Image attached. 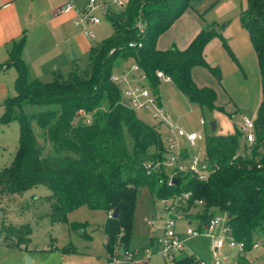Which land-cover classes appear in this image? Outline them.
Instances as JSON below:
<instances>
[{"label":"trees","instance_id":"1","mask_svg":"<svg viewBox=\"0 0 264 264\" xmlns=\"http://www.w3.org/2000/svg\"><path fill=\"white\" fill-rule=\"evenodd\" d=\"M192 1L127 0L117 10L108 7L104 16L113 27L110 35L90 48L84 67L74 61L66 74L57 70L49 81L28 78L22 58L25 35L11 43L8 60L1 67L16 70L15 93L4 100L0 121L16 120L19 137L10 166L0 169V199L44 185L49 194L42 200V215L47 214L52 222H65L67 213L82 205L106 210L110 216L104 224L105 248L112 256L117 243L129 244L138 188L147 186L157 198L190 191L187 207L196 209L199 229L217 209L226 217L234 238L243 241L247 251L254 247L255 237L264 233V0H246L239 13L261 80L255 141L247 144L240 128L228 134H207L206 179L185 176L168 184L164 172L147 173L145 162L163 157L161 134L123 104L111 80L116 68L132 58L145 71L154 92L158 93L159 84L155 71L162 70L202 110L224 111L215 104L216 91L198 86L191 75V68L200 66L220 77L219 68L209 65L203 54L213 38H220L234 59L214 26L201 29L184 49L156 48L158 37ZM139 20L144 22L142 33L136 28ZM130 41L142 46L128 47ZM34 105L45 108L26 110ZM197 199L201 205L194 203ZM116 207L117 216L112 217ZM30 233L24 224L0 227L4 243L14 248L27 246ZM173 262L198 264V258L182 253Z\"/></svg>","mask_w":264,"mask_h":264},{"label":"rangeland","instance_id":"2","mask_svg":"<svg viewBox=\"0 0 264 264\" xmlns=\"http://www.w3.org/2000/svg\"><path fill=\"white\" fill-rule=\"evenodd\" d=\"M54 1L59 2L60 0ZM246 3V0H216L204 16L211 23L208 26H214L226 41V31L227 33H233L231 37L235 40V44L241 45V41L234 35L233 24L238 22L240 10L246 6ZM113 5V9L117 10L116 2ZM98 15L101 18L100 24L87 25V28L92 30L96 36L93 40L94 43L107 37L113 29L111 22L101 12H98ZM227 25L229 26L228 30H226ZM247 46H249L248 43ZM222 47L221 50L223 49ZM240 49L244 54L246 53L242 46ZM88 52L79 54L78 58L75 59L79 66L84 67L86 65ZM230 61V66L234 69V64ZM127 62L130 63L131 59ZM244 62L247 64L250 62L249 56L244 57ZM216 66H218L222 75H228L226 69L223 71L221 66ZM68 69L66 67L62 68V72L66 74ZM240 75L241 80H243L244 76ZM48 79L51 80L52 78H44V81H49ZM228 79L231 80V89L234 97H243L246 94V84L238 82L237 78H234L232 74L228 75ZM157 91L168 120L186 132H197L202 129L204 134L207 135L210 133L209 122L215 120L217 124L216 133H233L240 128L243 117L254 120L256 116L257 107L248 108L245 104L239 106L237 110L228 113L231 108V95L227 93L220 92L216 100V105L222 107L224 111H208L206 109L202 110L197 103L189 101L172 80L168 82L160 81ZM11 94H14L13 88L11 89ZM258 101L260 102V96ZM43 108L45 107L34 105L27 106L26 110L36 111ZM2 109L3 107L1 108L0 106V116ZM134 112L136 117L144 124L149 127H155L156 121L148 113L140 110H134ZM83 116L84 114L81 113V119L84 118ZM202 117L206 122L204 127L200 124ZM166 136V132L162 130L161 139L167 150V155H176V149H169ZM18 137L19 124L16 120L7 123L0 121V169L10 166L18 147ZM197 145L201 151L200 158L203 160L205 158V142H198ZM181 147L183 148V146ZM48 194L49 189L46 186L38 185L20 193L12 194L6 199H0V227L3 224L27 225L31 230L29 247L32 251L51 256L48 252H52L55 247L60 253L64 251L63 249H66L67 251H64V260L66 263L69 262V264H129L125 262L126 253L133 255L134 264H174L173 261L164 260L158 254V246L152 241L154 238H159L162 233V222L159 219V214L163 210V205L160 199L155 197L147 186L140 187L137 190L129 244L117 243L112 256L106 251L104 246V224L108 218L106 210L90 209L86 205H82L68 212L65 222H52L47 214L42 215L44 211L41 203ZM178 210L181 215L190 218H193L196 213L195 208L186 207L185 203L181 204ZM213 214L224 215L217 209L213 211ZM197 224L196 219H192L189 222L184 219L178 220L179 229L184 228L186 225L196 227ZM255 241L257 244L244 255L237 256L235 250L225 246L219 251V256L221 259H227L224 264H233L236 261L237 263L239 262L238 264H249L252 261H256L257 264H264V233L260 234V237H255ZM211 242L212 239L206 234L191 237L186 242L185 252L188 254L192 253L206 263L211 264L213 262V254L210 249ZM2 247L3 245L0 243V259L5 256ZM70 249L75 252L69 251ZM121 249L123 252L120 251ZM55 257L57 256L50 258Z\"/></svg>","mask_w":264,"mask_h":264},{"label":"crops","instance_id":"3","mask_svg":"<svg viewBox=\"0 0 264 264\" xmlns=\"http://www.w3.org/2000/svg\"><path fill=\"white\" fill-rule=\"evenodd\" d=\"M67 1L0 0V106L1 108L3 107L2 112L4 110V100L8 96L13 95L11 94V89H14V80L17 75L14 68L1 67L8 60V49L13 41L25 35L22 58L27 64L28 78L42 81H44V78H52L57 70L62 72V68H69V71L79 54L87 53L95 44L93 42L94 39L83 34L82 26L74 24V20L77 17L75 10L57 12V8ZM73 1L78 7L83 2V0ZM122 1L126 2L127 0ZM215 2L216 0L192 1L189 7L175 19L172 25L158 37L156 48L165 50L175 46L179 49H184L201 29L211 24L204 16ZM228 27L227 25L226 30L229 29ZM233 32L236 38L241 41V45H236L235 40L231 37L233 33H227V31L225 37H227L228 42L225 41L227 44L229 43L228 46L234 55V59L226 52L224 47L221 50L223 44L218 37L213 38L206 44L203 54L209 65L217 68L218 66L216 65L221 66L223 71L227 70L228 75L232 74L234 78H237L238 82L246 84V94L243 97H234L231 89V80L228 79V75H222L221 71L220 77L217 78L203 67L194 66L191 68L192 78L198 86L213 88L216 91L217 98L220 92L231 95V108L228 113L237 110L243 104L248 108H256L259 104V96L261 98V80L255 52L249 41L247 32L240 24L239 16L238 22L233 24ZM220 35L222 36V34ZM247 43L249 46H247ZM241 46L246 50L245 54L241 51ZM247 56L250 59L248 64L244 62V57ZM229 61L234 64V69L230 66ZM240 74L244 76L243 80H241ZM107 213L109 216V212ZM182 219L189 222L195 218L182 215L180 220ZM184 228H178V231L182 233ZM256 237H260V235ZM158 239L154 238L152 240L157 246ZM30 243L21 248L10 247L2 243L5 256L3 259H0V264H69V262L66 263L64 260V251H67L66 249H63L62 254L55 247L52 252H48L51 256H47V254L43 255L32 251L29 247ZM69 251L75 252L72 249ZM183 253L186 252L184 251ZM55 255L57 257L50 258ZM84 256L86 255L84 254ZM194 256L197 257L196 255Z\"/></svg>","mask_w":264,"mask_h":264},{"label":"built area","instance_id":"4","mask_svg":"<svg viewBox=\"0 0 264 264\" xmlns=\"http://www.w3.org/2000/svg\"><path fill=\"white\" fill-rule=\"evenodd\" d=\"M114 2H116L118 8H122L125 5L122 0H83L82 5L78 7L73 0H68L57 8V12L75 10L77 17L74 20V24L82 26L84 35L95 39L94 32L87 28V24H100L101 18L98 12L106 15L108 7H114ZM136 28L139 33H142L144 31V22L139 20ZM127 46L140 48L142 43L130 41ZM155 76L159 82L171 81V77L162 70H156ZM111 80L117 85L123 104L132 110L148 113L156 121L155 129L160 134L162 130L166 132L169 149H176L177 151L176 155L168 156L165 148L162 159L152 163L145 162L144 167L147 173L152 171L164 172L168 176V184H173V177L177 178L178 181V177L185 176L194 177L198 180L206 179L209 174L208 161L206 155L201 160V151L197 145L198 142L205 141L206 135L204 131L201 129L197 132H186L168 120L160 95L152 90L145 71L134 59L131 58L130 63L126 61L117 67L111 74ZM89 119L88 117V121ZM200 124L202 127L206 124L203 117L200 119ZM240 130L247 144L255 141L254 120L243 117ZM159 182H162V179ZM190 196V191H181L170 197L159 198L163 205V210L159 214V219L162 222V235L157 240L158 254L164 260L174 261L185 251L186 242L191 237L206 234L212 239L210 249L213 254V262L211 264H224L227 259H221L219 251L225 246L235 250L237 256L244 255L247 252L245 243L234 238L224 215H213L202 229L197 226L186 225L182 233L178 231V220L182 218L178 208L183 203L187 207V201ZM194 203L201 205L202 200L197 199ZM0 243H4V236L2 235L0 236ZM125 262L134 264L133 255L126 253ZM198 264L208 263L198 258ZM233 264L238 263L236 261ZM251 264H257V262L252 261Z\"/></svg>","mask_w":264,"mask_h":264},{"label":"water","instance_id":"5","mask_svg":"<svg viewBox=\"0 0 264 264\" xmlns=\"http://www.w3.org/2000/svg\"><path fill=\"white\" fill-rule=\"evenodd\" d=\"M216 121L215 120H211L209 122V127H210V134H214L215 133V130H216ZM178 182V179L173 177L172 178V183H177ZM117 213H118V208L116 207L113 211H112V214L111 216L112 217H116L117 216ZM121 252H123V250L121 249Z\"/></svg>","mask_w":264,"mask_h":264}]
</instances>
